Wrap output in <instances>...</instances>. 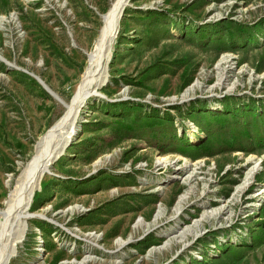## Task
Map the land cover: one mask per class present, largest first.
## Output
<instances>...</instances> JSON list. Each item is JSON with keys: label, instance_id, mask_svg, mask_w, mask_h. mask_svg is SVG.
Segmentation results:
<instances>
[{"label": "rangeland", "instance_id": "1", "mask_svg": "<svg viewBox=\"0 0 264 264\" xmlns=\"http://www.w3.org/2000/svg\"><path fill=\"white\" fill-rule=\"evenodd\" d=\"M118 1L0 0V209ZM117 30L98 97L25 208L48 219L16 221L4 264H264V0H130Z\"/></svg>", "mask_w": 264, "mask_h": 264}, {"label": "bare ground", "instance_id": "2", "mask_svg": "<svg viewBox=\"0 0 264 264\" xmlns=\"http://www.w3.org/2000/svg\"><path fill=\"white\" fill-rule=\"evenodd\" d=\"M130 0H119L117 4L113 7L108 15L104 19V26L95 44V50L89 55V65L83 76L80 90L77 94L75 102L71 105L66 104L65 102L59 100V102L65 107L66 113L64 116L40 139L37 147L35 156L28 163V165L22 171L15 189L11 192L9 200L6 203L5 210L0 209V264H4L7 260L9 254L12 251L13 245V233L15 231V223L20 219H29L31 216H36L41 219H48L44 214H27L25 213V208L29 204L35 187L37 184L38 176L48 172L46 168V162L51 156L54 157L57 155L64 147L69 135L74 131L75 123L77 120L78 109L80 106L87 101L89 98L98 97V92L94 89V84L99 77V74L106 69V66L111 58L112 46L115 42V37L117 34V29L119 26V20L121 17V11L124 5L126 6L127 2ZM109 48V49H107ZM222 78L219 81V86L223 85ZM80 86V85H79ZM93 87V88H92ZM54 95V93H52ZM56 98L57 96L54 95ZM192 134H195L193 132ZM194 137V136H192ZM183 165L188 166L189 162L186 159H183ZM162 162L169 163L166 159L159 158L157 159L156 167L167 166L163 165ZM260 168V161L254 162L253 168L247 174V177L242 186L236 189V194H240L243 190L250 185L252 182L253 176L258 172ZM195 173V168L192 170L191 175L184 180L185 182L191 183L193 174ZM195 178V177H193ZM193 186L189 188V192H186L177 201L176 207L174 209V217L178 218V215L181 214V211L184 207V201L187 200L188 195L193 193ZM163 189L159 187L158 190ZM264 199V191L262 192ZM224 209L220 208L218 210H213L210 213L205 212L200 221L209 220L211 218H217ZM165 209L160 208L158 213L155 216V220H159L164 216ZM203 219V220H202ZM49 222L53 223L54 221L49 219ZM147 224L144 220L139 219L135 228ZM201 223L196 222L195 228L200 227ZM148 227V226H147ZM148 229V228H147ZM192 234L194 237H197L200 234L199 231H194L187 229L184 234ZM92 242L90 245L93 248L100 249V246L95 242L99 239V236L91 235ZM100 240V239H99ZM95 243H94V242ZM116 244L119 247L126 244L125 241L118 239ZM93 245V246H92ZM90 260V257H87L81 263L86 264Z\"/></svg>", "mask_w": 264, "mask_h": 264}, {"label": "water", "instance_id": "3", "mask_svg": "<svg viewBox=\"0 0 264 264\" xmlns=\"http://www.w3.org/2000/svg\"><path fill=\"white\" fill-rule=\"evenodd\" d=\"M124 9H125V5H124V7L122 8V11H121V17H122V15L124 14ZM120 17V18H121Z\"/></svg>", "mask_w": 264, "mask_h": 264}]
</instances>
